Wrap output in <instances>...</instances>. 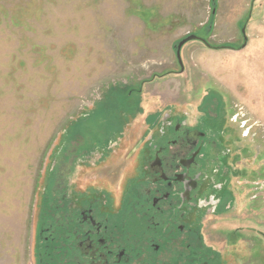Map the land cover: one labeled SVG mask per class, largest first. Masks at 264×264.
<instances>
[{
  "label": "rangeland",
  "instance_id": "374dc122",
  "mask_svg": "<svg viewBox=\"0 0 264 264\" xmlns=\"http://www.w3.org/2000/svg\"><path fill=\"white\" fill-rule=\"evenodd\" d=\"M191 35L213 48L184 44L181 72L176 46ZM201 100L223 109L244 178L258 181L257 223H214L239 227L264 264V0H0V264H40L61 228L42 223L67 146L130 131L116 141L129 148L154 111L199 115Z\"/></svg>",
  "mask_w": 264,
  "mask_h": 264
},
{
  "label": "flooded vegetation",
  "instance_id": "af4514ba",
  "mask_svg": "<svg viewBox=\"0 0 264 264\" xmlns=\"http://www.w3.org/2000/svg\"><path fill=\"white\" fill-rule=\"evenodd\" d=\"M170 107L144 119L129 148L116 141L130 131H114L115 141L97 132L101 147L65 148L53 173L51 218L42 223L46 232L61 228L48 232L40 264H259L256 244L239 227L229 232L214 223L258 222V181L244 178L245 150L224 136L223 109L212 113L206 100L196 105L199 115L187 103Z\"/></svg>",
  "mask_w": 264,
  "mask_h": 264
},
{
  "label": "water",
  "instance_id": "95a60500",
  "mask_svg": "<svg viewBox=\"0 0 264 264\" xmlns=\"http://www.w3.org/2000/svg\"><path fill=\"white\" fill-rule=\"evenodd\" d=\"M242 35H243V30H242ZM194 40L201 41V42L204 43L207 47H209V48H213V47H210V46H209L204 40L199 39V38H197V37L194 36V35L188 36V37L184 38L183 40H181V41L177 44V46H176V52H175L176 60H177V63H178V65H179V67H180L181 72L183 71V65H182L181 58H180L181 48H182V46H183L184 44H186V43H188V42H190V41H194ZM245 45H246V38H245L244 35H243V45L241 46V48H244ZM241 48H240V49H241Z\"/></svg>",
  "mask_w": 264,
  "mask_h": 264
},
{
  "label": "crops",
  "instance_id": "0c3cea01",
  "mask_svg": "<svg viewBox=\"0 0 264 264\" xmlns=\"http://www.w3.org/2000/svg\"><path fill=\"white\" fill-rule=\"evenodd\" d=\"M259 172V171H258ZM260 260V259H259Z\"/></svg>",
  "mask_w": 264,
  "mask_h": 264
}]
</instances>
